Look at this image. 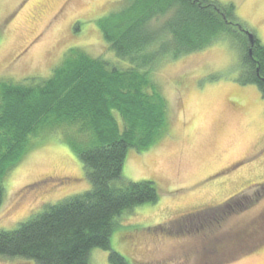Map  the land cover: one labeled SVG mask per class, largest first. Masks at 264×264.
Masks as SVG:
<instances>
[{"label": "rangeland", "instance_id": "374dc122", "mask_svg": "<svg viewBox=\"0 0 264 264\" xmlns=\"http://www.w3.org/2000/svg\"><path fill=\"white\" fill-rule=\"evenodd\" d=\"M207 1L212 9L234 5L235 23L264 46V0ZM122 5L123 0H0V82L47 79L72 48L114 61L98 21ZM172 16L153 21L152 28L159 31ZM238 48L219 42L166 59L150 76L166 102L167 125L149 150L128 151L121 183L150 181L160 198L125 212L111 238V250L135 264H264V101L256 88L239 83ZM70 130L29 139L3 183L0 231H13L45 206L91 189L83 163L66 143L70 134L63 135ZM236 196L234 208L243 209L212 231L178 232L176 220L223 208ZM214 244L222 250L216 253ZM109 256L94 249L91 264H110ZM0 264L35 263L0 257Z\"/></svg>", "mask_w": 264, "mask_h": 264}, {"label": "trees", "instance_id": "16d2710c", "mask_svg": "<svg viewBox=\"0 0 264 264\" xmlns=\"http://www.w3.org/2000/svg\"><path fill=\"white\" fill-rule=\"evenodd\" d=\"M208 3L123 0L120 10L98 21L114 61L72 48L47 79L0 82V207L5 178L21 162L29 139L44 131L74 129L63 135L70 134L66 143L91 183L89 191L45 206L17 229L0 231V257L35 264H91L92 250L102 249L110 252V264H135L111 250V238L125 212L160 198L150 181L121 183L128 151L149 150L167 125L166 102L150 76L166 59L177 60L219 42L237 45L243 53V72L237 77L241 85L255 84L256 70L264 75V46L256 41L253 57L261 61L256 66L244 55L245 36L232 31L237 26L234 5L214 3L212 9ZM170 12L173 16L159 31L152 28L153 21ZM236 199L176 220L178 232L212 231L243 209L234 208ZM214 246L216 253L222 250Z\"/></svg>", "mask_w": 264, "mask_h": 264}, {"label": "flooded vegetation", "instance_id": "af4514ba", "mask_svg": "<svg viewBox=\"0 0 264 264\" xmlns=\"http://www.w3.org/2000/svg\"><path fill=\"white\" fill-rule=\"evenodd\" d=\"M240 30H241V32H243V35L245 36L247 44H248L247 47H246L247 49H246V52H245L244 55L251 59V61H252L251 63H256V66L261 65V61L258 58H254L253 57V56H255L254 55V51H255L256 46H257L256 43H255V45L253 47H251L249 45V40H248L247 34H245L243 29H240ZM255 39H256V41H258L257 37H255ZM250 51H251V53H250ZM256 57H259V56H256ZM242 65H243V63H242ZM242 72H243V69L240 68V75L238 76V78L241 77ZM258 72H259V70H256V72H255V79H256L257 82L255 84H253V85H247V86H250V87L253 86L254 88H256L257 92L260 94L261 99H263V101H264V75L260 76L258 74Z\"/></svg>", "mask_w": 264, "mask_h": 264}, {"label": "water", "instance_id": "95a60500", "mask_svg": "<svg viewBox=\"0 0 264 264\" xmlns=\"http://www.w3.org/2000/svg\"><path fill=\"white\" fill-rule=\"evenodd\" d=\"M244 32H245V34H247V36H248L249 45H250L251 47H253V46L255 45V43H256V39H255L254 35L251 34V33L248 32V31H244ZM250 53H251V51H250Z\"/></svg>", "mask_w": 264, "mask_h": 264}, {"label": "bare ground", "instance_id": "6f19581e", "mask_svg": "<svg viewBox=\"0 0 264 264\" xmlns=\"http://www.w3.org/2000/svg\"><path fill=\"white\" fill-rule=\"evenodd\" d=\"M260 88V87H259Z\"/></svg>", "mask_w": 264, "mask_h": 264}]
</instances>
